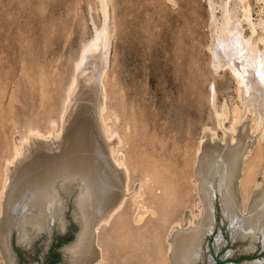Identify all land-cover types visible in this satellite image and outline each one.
Returning <instances> with one entry per match:
<instances>
[{
  "label": "rangeland",
  "instance_id": "obj_1",
  "mask_svg": "<svg viewBox=\"0 0 264 264\" xmlns=\"http://www.w3.org/2000/svg\"><path fill=\"white\" fill-rule=\"evenodd\" d=\"M247 2L256 24L253 42L257 39L255 45L262 50L258 40L264 39V5ZM174 4L111 0L107 110L122 140L130 192L141 186L145 207L157 213L143 222L147 239L155 232L160 235L136 253L126 247L135 255L131 264H160L156 253L165 254L168 229L175 224L193 229L203 221L196 168L205 151L229 150L237 156L230 191L242 221L264 189V125L256 107L241 106L230 72L212 67L207 0ZM100 24L97 0H0V193L15 141L32 128L45 133L51 121H58L82 49ZM222 108L228 118L220 128L215 114ZM236 112L239 123L231 141ZM216 187L214 183L210 189L209 232L194 264L263 262L262 238L244 233L242 225L232 226ZM75 197L74 188L61 192L60 212L41 228L16 226L3 213L0 199V264H71L66 248L81 228ZM132 197L121 214L126 219L134 212ZM164 215L168 221L159 223ZM103 233L106 247L112 236L109 229ZM122 247L112 242L106 248L107 264L118 262Z\"/></svg>",
  "mask_w": 264,
  "mask_h": 264
},
{
  "label": "bare ground",
  "instance_id": "obj_2",
  "mask_svg": "<svg viewBox=\"0 0 264 264\" xmlns=\"http://www.w3.org/2000/svg\"><path fill=\"white\" fill-rule=\"evenodd\" d=\"M167 1L174 4V0ZM256 1L264 5V0ZM97 3L101 24L82 49L59 119L51 121L45 133L32 128L15 141L12 155L5 164L0 199L3 213L10 216L16 226L41 228L60 212V193L74 188L81 228L75 243L66 248L70 263L107 264L106 248L112 242H119L123 246L121 255L118 262L111 264H131L135 255L126 247L136 253L148 242H157L160 235L155 232L147 239L148 231L143 222L147 215L157 217V213L145 207L141 186L133 194L130 192V169L122 151V140L108 114L104 81L114 28L111 0H97ZM207 4L212 67L215 71L230 72L237 85L241 106L244 109L256 107L264 125V83L261 82L264 39L258 40L263 44L260 50L256 46L257 39L253 42L256 24L252 21L250 6L247 0H207ZM243 23L247 25L249 36L243 32ZM237 113H233L234 125L228 134L231 141L238 128ZM215 115L221 128L228 113L222 108ZM236 159L234 152L229 150L202 153L196 176L204 201L203 221L195 225L192 216L194 221L190 220L188 224L195 225L193 229H184L181 224L171 226L164 239L165 254L156 253L161 256L160 260L156 257L160 264H194L200 257V247L210 227L213 197L210 189L214 183L224 200L223 213L232 226L242 225L244 233L257 234L264 244V189L262 199L252 205L248 218L242 221L230 191L238 169ZM130 195H133L134 212L126 219L121 214ZM162 217L159 223L166 222V216ZM107 229L112 238L104 247L103 232ZM252 264H264V261Z\"/></svg>",
  "mask_w": 264,
  "mask_h": 264
},
{
  "label": "snow or ice",
  "instance_id": "obj_3",
  "mask_svg": "<svg viewBox=\"0 0 264 264\" xmlns=\"http://www.w3.org/2000/svg\"><path fill=\"white\" fill-rule=\"evenodd\" d=\"M261 82L264 83V75H261Z\"/></svg>",
  "mask_w": 264,
  "mask_h": 264
},
{
  "label": "water",
  "instance_id": "obj_4",
  "mask_svg": "<svg viewBox=\"0 0 264 264\" xmlns=\"http://www.w3.org/2000/svg\"><path fill=\"white\" fill-rule=\"evenodd\" d=\"M60 245H64V243H61ZM221 262L216 261L214 264H220Z\"/></svg>",
  "mask_w": 264,
  "mask_h": 264
}]
</instances>
